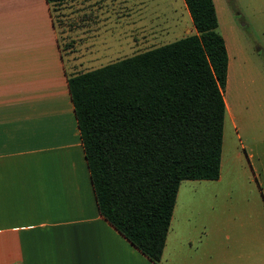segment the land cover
Returning <instances> with one entry per match:
<instances>
[{"label":"crops","instance_id":"1","mask_svg":"<svg viewBox=\"0 0 264 264\" xmlns=\"http://www.w3.org/2000/svg\"><path fill=\"white\" fill-rule=\"evenodd\" d=\"M132 5L125 0L53 5L0 0V264H260L233 246L197 251L180 246V260L172 262L168 232L163 262L154 263L98 211L67 74L90 69L75 68L106 54L109 11L120 17L118 48L125 45L126 55L149 43L153 35L141 38L140 17ZM192 28H185V34ZM218 31L227 53L226 83L229 52ZM223 100L225 115L232 118ZM223 239L233 242L228 231L219 233ZM225 250L233 260H225Z\"/></svg>","mask_w":264,"mask_h":264},{"label":"trees","instance_id":"2","mask_svg":"<svg viewBox=\"0 0 264 264\" xmlns=\"http://www.w3.org/2000/svg\"><path fill=\"white\" fill-rule=\"evenodd\" d=\"M183 2L190 32L67 74L98 211L154 263L181 180L220 167L227 53L213 0Z\"/></svg>","mask_w":264,"mask_h":264},{"label":"rangeland","instance_id":"3","mask_svg":"<svg viewBox=\"0 0 264 264\" xmlns=\"http://www.w3.org/2000/svg\"><path fill=\"white\" fill-rule=\"evenodd\" d=\"M125 1L138 10L141 38L147 32L153 35L148 44L140 43L139 51L182 36L192 24L183 0ZM213 4L217 30L224 34L229 52L222 92L232 118L224 116L219 178L186 179L178 185L167 231L172 250L168 259L180 260V246L189 251L233 246L251 254L254 263L264 264V0ZM109 12L106 54L79 62L75 69L97 67L127 54L125 45L124 50L118 48L120 17ZM64 57L73 71L66 53ZM222 231H228L233 242L219 240ZM226 250L225 260H233Z\"/></svg>","mask_w":264,"mask_h":264}]
</instances>
